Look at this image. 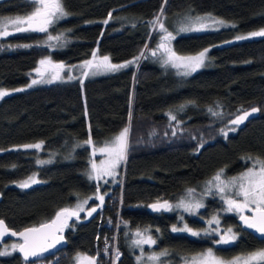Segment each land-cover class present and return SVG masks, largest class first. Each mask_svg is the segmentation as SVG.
Instances as JSON below:
<instances>
[{"label": "trees", "instance_id": "1", "mask_svg": "<svg viewBox=\"0 0 264 264\" xmlns=\"http://www.w3.org/2000/svg\"><path fill=\"white\" fill-rule=\"evenodd\" d=\"M62 3L69 15L46 32L8 28L10 34L0 36V89L10 92L0 98V218L19 230L51 219L59 209L74 208L97 186L107 195L102 207L92 198L79 219L68 222L67 245L61 250L33 261L9 250L0 255V264H87L78 262V253L94 258L96 264H140L132 236L136 228L146 229L156 241L152 251L154 247L155 252L167 251L158 261L143 264H179L184 256L208 246L224 257L263 248L264 239L238 224L239 214L223 211L225 198L207 194L202 184L221 169L225 175L246 169L252 164L248 157L264 160V37L235 39L264 29V0ZM36 6L32 0H0V19L31 15ZM205 12L230 19L235 27L173 35L176 27L171 22L177 17ZM109 13L105 24L102 20ZM158 16L174 37L168 46L176 55L209 49L203 66L180 74L158 53L151 55L166 35L153 23ZM50 36L59 39L49 42ZM94 51L114 64L144 55L116 72L28 87L30 72L42 57L74 64L91 60ZM180 105H186L183 111L178 110ZM253 107L258 109L254 116L239 125L232 123ZM169 112L177 119L171 120ZM126 127L127 158L117 182L89 179L86 170L97 158L93 147L111 143ZM89 138L92 143L85 144ZM40 142L39 150L22 147ZM34 173L39 182L21 188L20 183ZM190 189L204 199L195 213L185 212L181 218L176 206L159 211L148 207L155 201L175 202ZM93 207L97 211L88 216ZM215 213L221 226L234 227L235 241L214 244L216 226L210 227L207 220ZM181 222L201 234L172 231ZM12 241L18 240L8 239L0 248Z\"/></svg>", "mask_w": 264, "mask_h": 264}, {"label": "snow or ice", "instance_id": "2", "mask_svg": "<svg viewBox=\"0 0 264 264\" xmlns=\"http://www.w3.org/2000/svg\"><path fill=\"white\" fill-rule=\"evenodd\" d=\"M33 4L37 5L35 10L31 13V15L26 18H2L0 19V36H7L10 33L8 32L9 26L15 28V31H40L46 32L48 26L54 23L59 19H63L69 15V13L65 10L62 0H32ZM163 9H161V12ZM111 13H109V17ZM208 19L212 21V24H205L204 21ZM196 22L199 23V28L196 30H205L211 26H225V22L221 20H215L209 14L207 17H196ZM27 24V28H23L20 25ZM103 23L107 24L108 21L105 20ZM154 24L159 25V29L166 33V35L162 38L163 42L157 45L158 50H163L166 54L167 59L164 60V64L173 63L174 66L179 67L180 64H177L176 61L181 62L183 67L186 69L185 75L190 74L191 72H195L198 68L203 66L207 53L209 52L208 48L203 49L198 52L196 55L190 56H177L176 53L168 46V42H170L174 37L172 33L167 32V29L164 27L163 22L160 17H156V20L153 22ZM235 27V25H231ZM191 29L181 28L180 31H187ZM253 37H264V29L260 31H255L249 33L247 36H237L236 40H245ZM49 39H54L53 37H49ZM55 39H59V37H55ZM20 47H30V45H22ZM147 47V45L145 46ZM157 54L156 51L152 50L151 55L155 56ZM144 53L141 52L139 56L134 57L132 60L125 61L122 64H114L111 62L110 57L105 55L103 57H97V53L94 51L91 53L92 59L85 60L82 64V68L88 69V71H84L82 74L84 76L89 75L91 72L92 75H96L98 73L104 72H116L121 69L127 68L130 65L136 64L140 57L143 56ZM41 66L50 65L53 69H63V64L51 65L49 60H41ZM35 71L40 73L41 68H36ZM61 76L59 71H55L51 74L50 79L47 81L44 80H32L31 84L28 87H31L34 84L47 82L51 83L54 80H60ZM68 79H73L72 76H68ZM23 89H15L14 91H22ZM10 92L8 90L0 89V98L9 95ZM191 103V102H190ZM186 105H180L179 111H183ZM257 108H253L250 112L245 111L242 116H237L235 120L232 121L234 125H239L244 122L252 113L257 112ZM209 112H212V109H209ZM213 115H219V113L212 112ZM169 116L171 120H176L177 117L169 112ZM223 132V129L221 130ZM231 131H235V129H231ZM128 133L129 128H124L118 135H116L111 141V147L108 146L106 142V146L100 149L101 152H106L108 155V160L106 162H102V167H97V165L93 162L91 165L92 171L88 173V177L91 180H100L105 175L107 176H115L116 168L121 164V162L125 161L127 158V148H128ZM175 135V133H173ZM227 135V133H225ZM85 144L90 145L92 143L91 138L84 142ZM43 142L23 145L24 148H36L39 149L42 147ZM202 146V145H201ZM93 155H95V150H93ZM248 160L252 161V167L249 168L246 172L241 173L238 177H231L229 181V185L233 188H236V196L240 199H227L228 209L227 211H237L240 214V220L243 224L251 229H254L258 233L264 235V160L259 158L248 157ZM40 163H46L45 161H40ZM223 169L220 170L219 173L214 177L215 181L220 183L217 184L220 192L225 191L226 185L221 181V175L223 174ZM35 177H29L27 180L20 183L21 188H28L31 184L38 183ZM107 183V181H105ZM211 183V182H209ZM193 190H189L191 192ZM107 195V193H105ZM96 198L99 200L98 207H102L104 204V195L98 194V186H97V195ZM92 199V197H88L82 202L78 203L74 209L64 208L56 212L55 217L51 220L50 223H41L39 227L25 228L23 231L16 233L11 232L12 236L19 235L23 238V243L19 245H12L13 250H18L23 254L25 260L29 257H38L42 253L47 252L50 248H54L56 244L60 243L64 238L62 235H56V233H60L63 231L65 227L68 226V221L73 217L79 219L80 212L85 210V205L88 203V200ZM153 210L159 211L161 209L171 210L172 205L168 204L166 201L163 204L159 202L149 205ZM177 207H184L187 211L192 212L194 209L203 207L202 204H185L183 201L177 205ZM245 210H250L252 215L246 216L244 215ZM97 211V207L91 208L87 215L91 216L92 213ZM213 220L218 224L219 221L214 217ZM213 221H209L211 224ZM216 229H214L215 231ZM172 231H187L190 232L193 236H199L201 233L198 231H193L188 228L187 225L184 228H175L173 227ZM226 233H232V229L228 228ZM9 234V230L5 225L3 220H0V239H2L5 235ZM139 234V232H138ZM237 237L235 235H225L217 241V243L228 244L235 241ZM51 241V242H49ZM143 243L155 244L156 241L151 239V237L142 241ZM137 243H141V241H137ZM9 254L7 251L0 252V255ZM160 255H167V251L160 253ZM118 258V256H117ZM78 261H87V264H96L94 258L89 257H81L77 256ZM150 260H159L158 255H153L149 257ZM254 262H264V250H260L254 253L249 254L247 257H237L232 261H228L227 264H254ZM193 264H225L224 261L217 258L211 249H209L205 254H202L200 257L193 258Z\"/></svg>", "mask_w": 264, "mask_h": 264}, {"label": "rangeland", "instance_id": "3", "mask_svg": "<svg viewBox=\"0 0 264 264\" xmlns=\"http://www.w3.org/2000/svg\"><path fill=\"white\" fill-rule=\"evenodd\" d=\"M209 14L215 20L224 21L225 22V26H218L217 25V26L208 27L205 30H196V29L199 28V23L196 22L195 18L196 17H207V16H209ZM5 17H7V18L20 17V18L23 19V18H26L27 16L26 15H8V16H4L2 18H5ZM109 19H110V17H107V18L103 19L102 21H105V20L108 21ZM166 21H168L167 18H166ZM171 23H172L173 26L176 27V30L173 31V35L174 36L177 35V34H180V33H185V32H196V31L214 30V29H219L221 27H226V26L234 25V21H232L230 19H227V18H224V17H221V16H218V15H215V14H212V13H209V12L199 13V14H196V15L187 14L185 16H180V17H177L175 20H173ZM204 23L211 25L212 24V21L206 19L204 21ZM20 26L26 28L27 27V24L25 23V24H22ZM9 28H14V27L9 26ZM181 28H186V29H191V30L180 31ZM51 37H53L54 39H49V37H48L47 40L49 42H53L55 40V36H51ZM163 37L164 36L162 35L159 38L158 44H159V42L160 43L163 42L161 40ZM158 44H156V46L154 47V51H156L161 56V59L164 61L165 59H167V56L163 52V50H158L157 49V45ZM193 55H196V54H193ZM177 56H180V55H177ZM186 56H190V55H186ZM41 60H49L51 62V65L63 64L64 65V68L63 69H60V70H57V69H53L50 65L41 66L40 63H38V65L30 72V81H29V84H31L32 80H44V81H47V80L50 79L51 74L54 73L55 71H59L60 76H61V79L68 78V76H72V77H76V76L84 77V75L82 73L84 71H88V69H84V68L81 67L84 61L83 62H79V63H74V64H64L62 62L52 61L48 56L42 57L40 59V61ZM176 63L177 64H180L179 67L175 66L176 71L178 73H180V74H185L186 69L183 67V65L181 64V62L176 61ZM170 64H173V63H170ZM204 64H205V62H204ZM36 68H41V72L43 73V76H41L40 73H37L35 71ZM101 73H104V72H101ZM101 73H98V74H101ZM90 74H91V72H89V75ZM41 83H47V82H41ZM27 145H30V144H27ZM105 146H106V144L105 145H102V146H95V147H93V150H95V155L97 156V158H92L90 160L89 166H88V168L86 170V175L87 176H88V173L92 171L91 165H92L93 162L99 168V167H102L103 166L102 162H106L108 160L107 153L100 151V149L104 148ZM108 146L111 147L112 146L111 143H108ZM120 165L115 170L116 171V175L115 176H107V175H105L102 179H100V180H94V181H96L98 183H102V184H106L105 181H107V184H109L111 182H115V181L117 182V179H118L117 177H118V174H119ZM251 167H252V164L249 167H247L246 169H243L242 171H239V172H237L235 174H231V175H225V173L223 172V174L221 175V178L220 179H221L222 182H224V185H226L224 192H220L219 191V188L217 187V184L220 183V182L214 180V177L217 175V173L220 172V170L217 171L216 173H214L210 178L206 179L203 182V184H202V188H204V190H205V192L207 194H209L211 192L220 193L221 196L225 198V200H224V204L225 205L223 207V211H227L228 204H227L226 201H227L228 198H231V199H240L239 197L236 196L237 189L236 188H233V187H231L229 185L230 178L231 177H238V176H240L241 173L246 172ZM33 176L35 177L36 174L34 173L33 175H29L28 177H26L24 179V181L27 180L29 177H33ZM35 179H36V177H35ZM209 182H211V183H209ZM105 192L106 191L98 190V194L99 195H104L105 196ZM96 195H97V191L95 193L90 194L88 197H92L93 199H96V203H94V205H99V200L96 198ZM88 197H86L85 199H87ZM85 199H79L78 202H77V204L80 203V202H82ZM181 201H183L185 204H196V203H199V204H202L203 205L204 199H203V197L198 196L195 192H186L185 194L180 195V197L175 202H172V203H169L168 202V204L172 205V208H173L174 206L177 207V205L180 204ZM76 205H74V208L76 207ZM74 208H70V209H74ZM178 208L180 209L179 215L181 216V218L183 216L182 215L183 213L189 212L184 207H178ZM85 209H86V207H85ZM197 209H194V211H192L190 213H195ZM248 211H250V210H245L244 213H246ZM231 212H235L237 214H241V213H239L237 211H231ZM214 217L216 218V220L219 221V218H218L217 213H215L214 215H212L211 217H209L208 220H207V224L210 227L213 228L214 225L216 226V232L218 233V237L214 241V244H222V243H217V241L220 240V238L222 236H225V235H235L236 236L237 235V232H236V230L234 229L233 226H230V225L229 226H223V225L221 226L220 225V221L217 224L215 222V220H213ZM209 221H213V222L211 224H209ZM185 225H187L188 228L192 229L193 231H196V229L194 227L189 226L187 223H184L183 224L182 222H181V226H175V228H178V229L179 228H184ZM228 228H231L232 229V233H230V234L226 233V230ZM138 232H139V234H138ZM188 233H190V232H188ZM132 236H133V241L136 244L135 247L138 249V253H137L136 258H137V260L139 261L140 264L147 263V262L148 263H150V262L154 263L153 262L154 260H150L149 257H151L153 255H158L159 257L161 256L160 253H162L163 251L162 252H157V251L155 252V250H156L155 247L153 248L154 251H152L151 248H152V245L153 244H148V243H143L142 242L143 240L151 237L150 234L147 233L146 229H138V228H136L134 231L132 230ZM151 239H152V237H151ZM137 241H141V243H137ZM17 243H18V241H15V242L12 241V242L7 243L6 245H4L3 247L0 248V252H5V251L13 250V248L11 246L14 245V244L17 245ZM145 245L147 246L146 249H144V246ZM209 249L212 250L213 254L217 258H219L220 260L224 261L225 264H227L228 261H232V260H234L237 257H247L251 253H254V252H257V251H260V250H264V247L263 248H257V249L252 250V251H248L246 253L236 254V255H233L231 257H224V256L216 253L213 246H208V247L200 250L197 253H193V254H189L188 256H184L183 259H182V261L179 264H193V258L194 257H200L202 254H205ZM78 255L81 256V257H89L85 253H78L76 255V257ZM78 262L84 263V261H78Z\"/></svg>", "mask_w": 264, "mask_h": 264}, {"label": "water", "instance_id": "4", "mask_svg": "<svg viewBox=\"0 0 264 264\" xmlns=\"http://www.w3.org/2000/svg\"><path fill=\"white\" fill-rule=\"evenodd\" d=\"M253 108H256V107H253ZM253 108H250V109L245 110V111L251 113V110H252ZM245 111L239 113L237 116H242L243 113H244ZM256 113H257V112L252 113L251 115H249L248 118H247L246 120H248L249 118H251L252 116H254ZM237 116H236V117H237ZM236 117L234 118V120L236 119ZM246 120H244V121H246ZM1 199H2V193L0 192V200H1ZM165 201L168 203L167 200H162V201H155V202H152V203H150L149 205L155 204V203H157V202H159L160 204H163ZM149 205H148V207H149ZM62 209H64V208H62ZM149 209H150V210H153L151 207H149ZM59 210H61V209H59ZM59 210H58V211H59ZM58 211H57V212H58ZM153 211H155V210H153ZM55 214H56V213H55ZM55 214H54V216H53L51 219L46 220V221H43V222H41V223H50L51 220L55 217ZM243 214L246 215V216H250V215H252L251 211H248V212L243 213ZM239 217H240V214H239L238 217H237V222H238V224H239L243 229H246V230L250 231L254 236H256V237L259 238V239H264V235L258 233V232L255 231L254 229H251V228L246 227V226L243 224V222L240 220ZM73 218H74V217H73ZM73 218H72V219H73ZM72 219H70L69 221H71ZM0 220H3V221H4L5 225L7 226V229L9 230V234H8V235H5L2 239H0V245H1L2 243H4L6 240H8V239L18 240L17 245L23 243V238H22V237H20L19 235L12 236L10 233H11V232L19 233V232L23 231L25 228L39 227L40 224H41V223H39V224H37V225L26 226V227H24V228H22V229L17 230V229H14V228H12V227H9L3 218H0ZM69 221H68V222H69ZM56 235H62L64 239H63L60 243L56 244L54 248H50L47 252L42 253L40 256H38V257H29L27 260H31V261H33V260L43 259V258H45V257H47V256H49V255H52V254L56 253L57 251L61 250L62 248H64V247L67 245V238H66V235H65V233H64V229H63L62 232H60V233H56ZM49 242H51V241H49ZM16 252H17V253H18V254L24 259L23 254H22L21 252H19L18 250H16Z\"/></svg>", "mask_w": 264, "mask_h": 264}]
</instances>
